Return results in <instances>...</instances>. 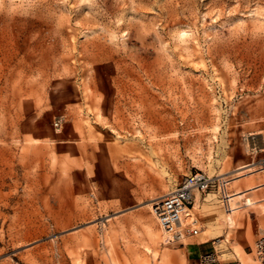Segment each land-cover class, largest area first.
Returning <instances> with one entry per match:
<instances>
[{
	"label": "rangeland",
	"instance_id": "rangeland-1",
	"mask_svg": "<svg viewBox=\"0 0 264 264\" xmlns=\"http://www.w3.org/2000/svg\"><path fill=\"white\" fill-rule=\"evenodd\" d=\"M262 235L264 0H0V264H261Z\"/></svg>",
	"mask_w": 264,
	"mask_h": 264
},
{
	"label": "built area",
	"instance_id": "built-area-1",
	"mask_svg": "<svg viewBox=\"0 0 264 264\" xmlns=\"http://www.w3.org/2000/svg\"><path fill=\"white\" fill-rule=\"evenodd\" d=\"M213 182L214 178L201 171L191 172L184 176L175 189L165 197V204L169 207L187 206L194 201L196 192H206ZM250 252L261 264H264V235L255 241ZM215 261L214 253L205 252L198 255V264H212Z\"/></svg>",
	"mask_w": 264,
	"mask_h": 264
},
{
	"label": "crops",
	"instance_id": "crops-1",
	"mask_svg": "<svg viewBox=\"0 0 264 264\" xmlns=\"http://www.w3.org/2000/svg\"><path fill=\"white\" fill-rule=\"evenodd\" d=\"M247 166L248 165L240 166V167L234 169L233 173H240L242 171H245L246 170L245 168H247ZM220 184H221V186L225 185V179L223 177L220 178ZM190 211H191V209L189 207L185 206V208L182 210L181 214L188 215Z\"/></svg>",
	"mask_w": 264,
	"mask_h": 264
}]
</instances>
